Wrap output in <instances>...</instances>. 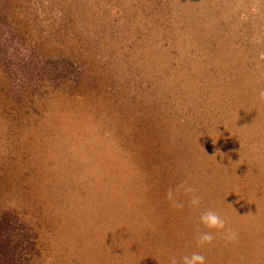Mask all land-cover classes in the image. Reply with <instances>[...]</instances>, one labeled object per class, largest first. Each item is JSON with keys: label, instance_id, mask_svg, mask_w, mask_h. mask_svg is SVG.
<instances>
[{"label": "rangeland", "instance_id": "obj_1", "mask_svg": "<svg viewBox=\"0 0 264 264\" xmlns=\"http://www.w3.org/2000/svg\"><path fill=\"white\" fill-rule=\"evenodd\" d=\"M193 254L264 264V0H0V264Z\"/></svg>", "mask_w": 264, "mask_h": 264}, {"label": "clouds", "instance_id": "obj_2", "mask_svg": "<svg viewBox=\"0 0 264 264\" xmlns=\"http://www.w3.org/2000/svg\"><path fill=\"white\" fill-rule=\"evenodd\" d=\"M188 191H191V189H188ZM169 198H172V193L169 192ZM191 203L193 206H196L198 204V199L193 198ZM201 222L205 224L208 228H223V221L213 212L205 213L201 216ZM212 239L211 235L205 233L202 234L200 237L201 243L210 241ZM205 258L202 255L199 254H193L191 257H185L184 258V264H204Z\"/></svg>", "mask_w": 264, "mask_h": 264}]
</instances>
